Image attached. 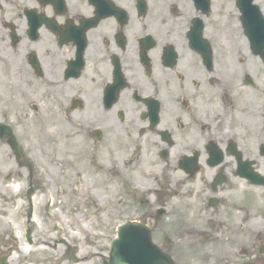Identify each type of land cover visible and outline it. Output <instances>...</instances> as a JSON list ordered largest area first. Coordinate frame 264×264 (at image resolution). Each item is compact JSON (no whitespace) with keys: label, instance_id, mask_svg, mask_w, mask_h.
I'll return each instance as SVG.
<instances>
[{"label":"flooded vegetation","instance_id":"flooded-vegetation-1","mask_svg":"<svg viewBox=\"0 0 264 264\" xmlns=\"http://www.w3.org/2000/svg\"><path fill=\"white\" fill-rule=\"evenodd\" d=\"M257 36L264 0H0V264L59 244L56 264L79 261L57 225L34 236V179H151L136 206L157 223L195 179L201 210L255 187L238 172L264 176ZM251 238L233 264H264Z\"/></svg>","mask_w":264,"mask_h":264},{"label":"rangeland","instance_id":"rangeland-1","mask_svg":"<svg viewBox=\"0 0 264 264\" xmlns=\"http://www.w3.org/2000/svg\"><path fill=\"white\" fill-rule=\"evenodd\" d=\"M25 180L15 179L12 191L17 192L19 182L22 184ZM150 180L56 179L55 176L34 179V236L41 243L49 241L55 236L53 226L57 225L65 240L80 250L76 253L79 261L74 262L64 255L63 264H102L101 258L108 255L118 225L134 219L151 225L154 242L162 244L181 264H233L244 254L243 250L249 249L246 241L250 236L260 240V243H251L256 252L264 247V186L248 187L234 179L233 189L226 188L222 193L224 203L218 204L216 209L207 206L201 210L202 204L198 203L204 200L195 193L201 179H195L193 184L190 182L193 192L189 196L185 194L187 187L182 193L166 195L167 207L176 209L159 215L162 218L157 223L146 219L136 206L139 205V189L151 183ZM61 248V244L58 248L27 246L29 264H56ZM81 255H85L84 260H80Z\"/></svg>","mask_w":264,"mask_h":264},{"label":"water","instance_id":"water-1","mask_svg":"<svg viewBox=\"0 0 264 264\" xmlns=\"http://www.w3.org/2000/svg\"><path fill=\"white\" fill-rule=\"evenodd\" d=\"M264 39H255L252 46L259 48ZM264 184V179H252ZM106 264H174L172 258L151 243L149 229L138 223L127 222L118 228V237L112 242Z\"/></svg>","mask_w":264,"mask_h":264}]
</instances>
